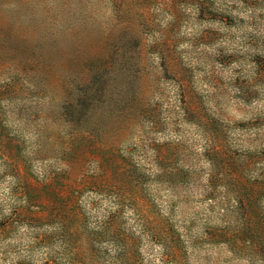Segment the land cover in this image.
<instances>
[{"label": "rangeland", "instance_id": "rangeland-1", "mask_svg": "<svg viewBox=\"0 0 264 264\" xmlns=\"http://www.w3.org/2000/svg\"><path fill=\"white\" fill-rule=\"evenodd\" d=\"M0 264H264V0H0Z\"/></svg>", "mask_w": 264, "mask_h": 264}]
</instances>
